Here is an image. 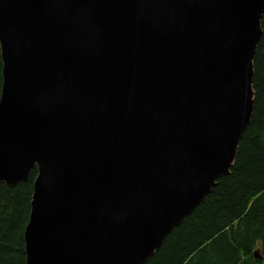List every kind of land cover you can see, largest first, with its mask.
Here are the masks:
<instances>
[{
  "label": "water",
  "instance_id": "1",
  "mask_svg": "<svg viewBox=\"0 0 264 264\" xmlns=\"http://www.w3.org/2000/svg\"><path fill=\"white\" fill-rule=\"evenodd\" d=\"M263 14L264 0H0V184L36 168L25 264L154 255L230 173Z\"/></svg>",
  "mask_w": 264,
  "mask_h": 264
},
{
  "label": "trees",
  "instance_id": "2",
  "mask_svg": "<svg viewBox=\"0 0 264 264\" xmlns=\"http://www.w3.org/2000/svg\"><path fill=\"white\" fill-rule=\"evenodd\" d=\"M253 60L254 105L230 173L144 264H264V14ZM0 56V90H1ZM34 168L15 187L0 184V264H25L23 233ZM258 258H254V254Z\"/></svg>",
  "mask_w": 264,
  "mask_h": 264
}]
</instances>
